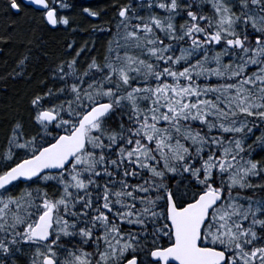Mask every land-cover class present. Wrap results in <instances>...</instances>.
Instances as JSON below:
<instances>
[{"label": "snow or ice", "instance_id": "1", "mask_svg": "<svg viewBox=\"0 0 264 264\" xmlns=\"http://www.w3.org/2000/svg\"><path fill=\"white\" fill-rule=\"evenodd\" d=\"M115 7L0 146V264H264V0Z\"/></svg>", "mask_w": 264, "mask_h": 264}, {"label": "trees", "instance_id": "2", "mask_svg": "<svg viewBox=\"0 0 264 264\" xmlns=\"http://www.w3.org/2000/svg\"><path fill=\"white\" fill-rule=\"evenodd\" d=\"M48 1L56 8L58 15L74 18L75 22L71 27L59 25L53 29L51 26H45L40 11L23 3V12L17 14L15 10L8 8V0H0V38H3L0 39V146L3 145L8 129L16 118L22 117L26 123L30 120L29 100L32 95L42 93L46 88L55 89L60 86L51 78L57 63L72 59L75 51L85 45L88 46L86 51L77 58L81 69L93 56L99 57L103 53L105 41L109 37L105 33L94 32L93 28H108L110 24H114L117 20L115 6L131 3L136 7L140 2L146 3V0ZM61 2L70 7L60 8ZM84 7L101 14L99 17H89L81 13ZM158 13H163V10H152V14ZM139 14L146 17L149 10L144 7ZM208 14L211 15L210 12ZM176 22L182 23L183 19L177 17ZM72 42L73 47L68 48L67 45ZM92 42H95L94 49ZM25 57V63L20 65L19 61ZM55 102L59 103V100ZM255 135H260V131L256 130ZM248 143H252V140ZM262 156L264 153L254 154L253 158L261 159ZM252 182L255 184L264 181L254 178ZM245 194L264 197V191L259 189L255 193ZM16 260L17 264H27V257L17 256Z\"/></svg>", "mask_w": 264, "mask_h": 264}, {"label": "water", "instance_id": "3", "mask_svg": "<svg viewBox=\"0 0 264 264\" xmlns=\"http://www.w3.org/2000/svg\"><path fill=\"white\" fill-rule=\"evenodd\" d=\"M26 4H29V0H23ZM49 3V2H48ZM50 5V4H49ZM33 7L37 8V9H41L43 10V8L41 6H38V5H32ZM52 27V26H51Z\"/></svg>", "mask_w": 264, "mask_h": 264}, {"label": "flooded vegetation", "instance_id": "4", "mask_svg": "<svg viewBox=\"0 0 264 264\" xmlns=\"http://www.w3.org/2000/svg\"><path fill=\"white\" fill-rule=\"evenodd\" d=\"M23 3L25 4V2H24V1H23ZM25 6H27V5H25ZM28 7H31V8H33V9H35V10H38V11H40V12H41V14L43 13V10L36 9L35 7H33V6H31V5H30V6L28 5Z\"/></svg>", "mask_w": 264, "mask_h": 264}, {"label": "bare ground", "instance_id": "5", "mask_svg": "<svg viewBox=\"0 0 264 264\" xmlns=\"http://www.w3.org/2000/svg\"><path fill=\"white\" fill-rule=\"evenodd\" d=\"M25 5H27V6H28L29 4H26V3H25ZM31 6H32V5H31ZM50 7H52V6L50 5ZM36 9H37V8H36ZM40 10H41V9H40ZM43 11H44V10H43Z\"/></svg>", "mask_w": 264, "mask_h": 264}, {"label": "rangeland", "instance_id": "6", "mask_svg": "<svg viewBox=\"0 0 264 264\" xmlns=\"http://www.w3.org/2000/svg\"><path fill=\"white\" fill-rule=\"evenodd\" d=\"M157 15H163V13H158ZM147 17V16H146Z\"/></svg>", "mask_w": 264, "mask_h": 264}]
</instances>
